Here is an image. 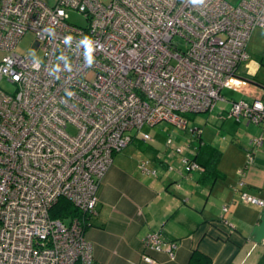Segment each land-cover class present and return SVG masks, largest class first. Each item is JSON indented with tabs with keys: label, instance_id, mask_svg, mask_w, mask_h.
Returning a JSON list of instances; mask_svg holds the SVG:
<instances>
[{
	"label": "built area",
	"instance_id": "obj_1",
	"mask_svg": "<svg viewBox=\"0 0 264 264\" xmlns=\"http://www.w3.org/2000/svg\"><path fill=\"white\" fill-rule=\"evenodd\" d=\"M69 9L86 24L68 22ZM256 27L264 0H0V264H98L84 231L114 155L151 141L145 126L184 130L183 114L212 111ZM28 33L31 53L18 49ZM227 115L264 123V93L232 101ZM179 167L204 171L184 154ZM60 199L79 214L52 216ZM142 244L174 257L176 244L157 232Z\"/></svg>",
	"mask_w": 264,
	"mask_h": 264
},
{
	"label": "crops",
	"instance_id": "obj_2",
	"mask_svg": "<svg viewBox=\"0 0 264 264\" xmlns=\"http://www.w3.org/2000/svg\"><path fill=\"white\" fill-rule=\"evenodd\" d=\"M261 47L264 29L256 27L246 46L247 60L222 87V99L205 115L204 124L192 115L191 127L186 120L183 132L168 134L185 146L184 155L206 164L215 176L206 175L205 168L184 171L174 146L158 136L151 142L136 138L114 155L85 225L95 262L153 264L143 259L146 253L155 264H187L196 250L211 264H264V208L239 199L246 192L264 200V123L227 115L232 101L251 102L264 93ZM255 137L262 139L257 146L250 144ZM249 151L254 159L244 169ZM223 206L228 207L225 213ZM151 232L176 244L172 259L165 251L144 250L142 239Z\"/></svg>",
	"mask_w": 264,
	"mask_h": 264
},
{
	"label": "rangeland",
	"instance_id": "obj_3",
	"mask_svg": "<svg viewBox=\"0 0 264 264\" xmlns=\"http://www.w3.org/2000/svg\"><path fill=\"white\" fill-rule=\"evenodd\" d=\"M42 1H44L48 5H53L56 0H42ZM227 1H230V3H232V4L237 3L234 0H227ZM68 22H70L72 24H75L77 26H84L86 24L84 16L81 13H78L77 11H74V10H71V9L68 10ZM32 41H33V36H32L31 33H28L18 43V49L20 51H22V52L31 53L32 49H31L30 45H31ZM261 48H264V47H261ZM261 48H260V53L259 54L264 56V49H261ZM2 54L3 53L0 52V57L2 56ZM206 114H208V112H205V113H202V114H200V113L199 114H197V113H186V114H183V117L187 121H189L188 127H191L193 125V123H192V121L190 119L192 115L197 117L196 118L197 122H199V123L203 122V124H204V121L207 118L205 116ZM232 119H234V118L232 117ZM144 130L148 131L152 137L153 136H158V137H161V138H165V144L167 142V138L169 137L168 136L169 133L173 134L172 131L183 132V130L180 129L178 126H176L174 124H171L169 122H166V121H162V122L157 123V124H155L153 126H145ZM172 136H173V137H171L172 143H171V145H169V147L174 146L173 150H174L175 153H178L179 159H180L181 156L183 155L184 151H185V146L182 145V144H177L175 142V140H174V135H172ZM149 142H151V141H149ZM176 147H180L182 149V152L181 153L177 152L176 151Z\"/></svg>",
	"mask_w": 264,
	"mask_h": 264
},
{
	"label": "trees",
	"instance_id": "obj_4",
	"mask_svg": "<svg viewBox=\"0 0 264 264\" xmlns=\"http://www.w3.org/2000/svg\"><path fill=\"white\" fill-rule=\"evenodd\" d=\"M199 162V161H198ZM206 169V175L212 173L216 175V171L210 172L208 166L204 163L199 162ZM204 169V172H205ZM79 212L77 209L68 201L60 199L52 208L51 215L56 217H73L77 216ZM187 264H211V259L199 251H192Z\"/></svg>",
	"mask_w": 264,
	"mask_h": 264
},
{
	"label": "clouds",
	"instance_id": "obj_5",
	"mask_svg": "<svg viewBox=\"0 0 264 264\" xmlns=\"http://www.w3.org/2000/svg\"><path fill=\"white\" fill-rule=\"evenodd\" d=\"M193 2H195V3H202L203 0H193Z\"/></svg>",
	"mask_w": 264,
	"mask_h": 264
}]
</instances>
